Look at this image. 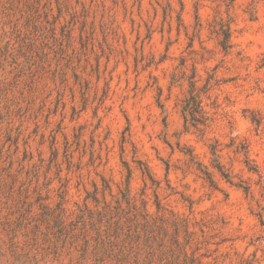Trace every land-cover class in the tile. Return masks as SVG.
<instances>
[{
    "label": "rangeland",
    "instance_id": "374dc122",
    "mask_svg": "<svg viewBox=\"0 0 264 264\" xmlns=\"http://www.w3.org/2000/svg\"><path fill=\"white\" fill-rule=\"evenodd\" d=\"M0 264H264V0H0Z\"/></svg>",
    "mask_w": 264,
    "mask_h": 264
}]
</instances>
